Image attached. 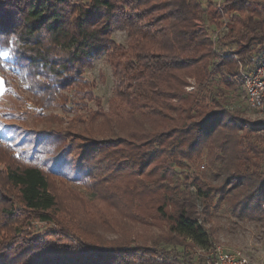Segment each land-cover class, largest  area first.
I'll return each mask as SVG.
<instances>
[{"label": "trees", "instance_id": "trees-1", "mask_svg": "<svg viewBox=\"0 0 264 264\" xmlns=\"http://www.w3.org/2000/svg\"><path fill=\"white\" fill-rule=\"evenodd\" d=\"M80 1L0 2V50L12 56V61L0 59V75L6 87L19 79L50 105L66 87L77 99L83 69L105 56L117 78L108 109L76 106V113L85 111L73 117L83 133L67 138L69 145L78 141L71 148L90 168L82 183L95 200L136 224H147L143 210L152 206L167 234L151 244L171 246V252L183 247L179 238L192 247H210L213 232L206 225L220 205L237 218L258 214L264 222V124L248 122L229 108L242 87L240 70L264 59V0H221V11L216 0ZM114 26L125 31L124 45L112 40ZM84 98L91 99V93ZM43 135L34 151L44 150V140L61 141ZM2 145L16 152V144ZM70 150L52 168L36 157L38 152L28 158L11 155L19 164L1 172L2 190H14L16 202L0 209V264H193L177 250L170 255L129 246L125 238L100 242L96 230L72 223L81 216L97 230L119 226L94 210L77 214L58 208L47 176L63 180L56 167L67 162ZM2 192L0 207L8 197ZM32 220L55 222L64 233L93 239L92 246L40 248L42 231Z\"/></svg>", "mask_w": 264, "mask_h": 264}, {"label": "rangeland", "instance_id": "rangeland-1", "mask_svg": "<svg viewBox=\"0 0 264 264\" xmlns=\"http://www.w3.org/2000/svg\"><path fill=\"white\" fill-rule=\"evenodd\" d=\"M3 1L0 0V2ZM80 2L84 4L88 0H81ZM155 16L156 13L151 14L146 20H150ZM202 25L210 28V30L214 28V26L208 25L206 21H203ZM111 38L116 45H124L127 39L125 31L117 26L113 27ZM3 51L8 50H0V52ZM0 59L3 62H8L12 61V56L9 52L8 58L0 57ZM91 64L90 67L83 69L80 76L82 85H79L77 99L74 98L73 100L72 87H66L59 90V95L54 97L55 101L50 103V105L43 104V100L41 101L38 95H33L32 92L27 91L26 85L19 79L12 80L11 85L6 87L0 75V192L3 191L5 182L3 176H1V172L8 165L19 164V162L12 159V156L16 157L20 153L23 157L28 158L38 147V144L40 143L41 145L40 136H44L43 134L46 135V133L52 136H59L61 141L52 142V140H44L43 144L46 145L44 150L42 151L39 148L34 151L38 152L36 157L40 158V161L46 167L52 168L54 166L53 162L58 160L60 154L67 147L71 149L70 154L66 155L67 162L63 165L58 164V167H56L58 175L63 180L47 176L51 191L57 196L58 208L60 204L63 208L68 207L77 214H80L79 211L87 213L89 210H94V212H100L113 218L114 221L118 222L120 227L109 226L110 229L106 232L103 229L97 230L89 224L84 223L85 219H82L81 216L76 217L72 223L81 224V227L87 231L90 229L96 230L100 242H117L125 238L127 243L130 241L129 246H142L148 249L152 248V250L157 249L161 253L166 251V254L170 255H174L177 251H180L182 255L187 256L188 260L191 259L193 264H197L198 249L197 247H192L189 240L179 238V242H181L183 247L181 249L177 247L174 249V252H171L173 251L171 246L161 245L158 247L151 244L152 241H158L167 234L165 221L161 220L152 206L151 208L146 206L143 210L144 215H147V224H136L123 217L122 214L116 215L115 210L104 201L100 199L95 200L92 191L86 187V183L85 185L82 183L88 177V170L90 168L85 163L80 162L78 151L71 148V146L75 147V145H78V141H73V145H69L70 140L67 138L70 136L78 138L79 134L77 132L83 133V126H80V123H73V117L75 114L81 117L80 115L85 114V111L76 113L74 109L76 106L83 108V104H85L91 110L101 107L107 111L109 101L113 97L114 88L117 85V78L113 76L104 55L95 58ZM5 68H8V66L5 65ZM238 91V98L235 96L230 101V110L233 113L240 112V117L248 122L264 124V115L252 111L247 107L242 87ZM88 92L91 93L92 101L87 98L80 99L82 95L85 96ZM77 121H82V118ZM4 142L11 147H14L13 145L16 144V147H14L16 148V152L13 155L2 145ZM199 169L202 170L201 168ZM202 171H205V168ZM7 190L8 187L5 188L6 193L2 192L8 196L4 205L0 207L3 210H9L12 203L16 202L14 190H10L9 192ZM201 211L202 209L199 208L197 210L198 214ZM122 212H124V209ZM31 222L33 227L37 229L36 231H42V236L45 233L44 238L41 236V239L37 241V246L40 248L70 250V248L74 247L82 249V246L89 248L92 246V244H89L91 242L89 239L91 238L84 239L74 233H64L60 231V228L55 226V222L50 225L40 224L39 222H34V220ZM206 228H210L213 232L211 245L220 244L231 250H240L250 261L264 264V222H259L258 214L253 216L242 215L241 218H237V215L231 212L228 207L220 205L216 210L214 218L206 225ZM29 231L33 232L32 229H29ZM113 231H116V234ZM122 232L125 236L120 238ZM3 236V234H0V238ZM97 245L100 247L111 246V244ZM159 256L157 255V257ZM168 259L170 258L168 257Z\"/></svg>", "mask_w": 264, "mask_h": 264}, {"label": "built area", "instance_id": "built-area-1", "mask_svg": "<svg viewBox=\"0 0 264 264\" xmlns=\"http://www.w3.org/2000/svg\"><path fill=\"white\" fill-rule=\"evenodd\" d=\"M221 11V0H216ZM222 27L220 31H224ZM242 89L247 107L264 115V59L250 68L240 70ZM197 264H257L248 259L240 250H231L223 245H211L206 249L197 248Z\"/></svg>", "mask_w": 264, "mask_h": 264}, {"label": "snow or ice", "instance_id": "snow-or-ice-1", "mask_svg": "<svg viewBox=\"0 0 264 264\" xmlns=\"http://www.w3.org/2000/svg\"><path fill=\"white\" fill-rule=\"evenodd\" d=\"M0 57H2V58H8L9 57V52L8 51L0 52Z\"/></svg>", "mask_w": 264, "mask_h": 264}]
</instances>
